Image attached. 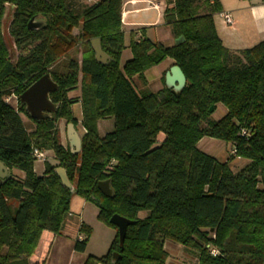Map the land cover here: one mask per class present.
Returning a JSON list of instances; mask_svg holds the SVG:
<instances>
[{
  "label": "trees",
  "instance_id": "trees-1",
  "mask_svg": "<svg viewBox=\"0 0 264 264\" xmlns=\"http://www.w3.org/2000/svg\"><path fill=\"white\" fill-rule=\"evenodd\" d=\"M169 2L165 23L184 38L170 46L147 36L146 27L139 38L131 30L126 44L124 0L81 7L72 0H0V161L24 172L0 178V264H31L43 233L61 232L74 194L95 203L99 219L115 229L114 214L133 221L123 245L117 231L107 254L89 255L83 264H167V240L193 251L198 264H264V40L235 53L216 28L219 0ZM7 5L15 53L2 32ZM33 17L43 20L37 28L28 26ZM95 38L106 62L96 59ZM78 43L85 47L82 60L67 59ZM127 47L131 57L122 62ZM168 58L187 77L183 90L168 88L164 72L163 86L143 93L134 78L148 85L145 72ZM47 73L58 85L50 94L57 108L35 119L20 95ZM11 96L16 106L7 101ZM75 102L85 129L77 153L62 143L59 127L61 120L79 124ZM219 104L227 111L214 119ZM109 116L114 129L101 137L99 121ZM205 136L231 143L229 159L249 163L235 172L199 148ZM35 148L53 151L57 161L46 158L42 175L35 171ZM59 167L74 191L62 183ZM104 180L111 197L99 188Z\"/></svg>",
  "mask_w": 264,
  "mask_h": 264
},
{
  "label": "rangeland",
  "instance_id": "rangeland-1",
  "mask_svg": "<svg viewBox=\"0 0 264 264\" xmlns=\"http://www.w3.org/2000/svg\"><path fill=\"white\" fill-rule=\"evenodd\" d=\"M97 0H72L75 3L76 7H81L85 4L93 3ZM220 3L222 0H219ZM233 0H226L228 5H233ZM125 2V0H124ZM153 14L156 15V12L149 11L146 13H141L138 18H146V16ZM214 18L216 21L217 26L219 28L221 26V18L219 16V12L214 13ZM13 19V7L7 5L5 16L2 22V32L4 35V39L8 48L11 53L18 52L15 48L14 39L10 33V25ZM37 20H42L41 17H38ZM167 25V24H166ZM150 31L153 30V34L148 33L147 36L152 37L154 40H159L163 42L165 45H173L175 42L171 36L172 30L170 28H165L163 26H157L154 31V27L149 28ZM74 34L79 33V29L76 28L73 30ZM126 32V44L129 43L130 39V31ZM255 33V32H254ZM251 33V34H254ZM249 34L247 31L242 33V35ZM140 34H136V37H140ZM221 38L222 35L220 34ZM253 36V35H252ZM224 42L227 46L231 47L232 51L237 53L241 49L237 50L233 49L234 47L224 39ZM253 45L255 43H252ZM252 45V46H253ZM243 46V45H241ZM85 47L83 44L78 43L76 47L70 51L67 56V59H76L81 61L82 54ZM243 50V48H242ZM20 52V51H19ZM131 57V50L130 48H126L123 52L122 62L126 61ZM148 78V85L142 87L137 78H134L136 85L141 89L143 93L154 92L160 89L163 86L162 76H157L153 73V70H149L147 72ZM70 95L74 98H78L80 96L79 89L74 90L70 93ZM7 101L16 106L17 105V97L11 96L7 98ZM73 113L75 117L80 121L82 120V106L77 102L73 103L72 106ZM226 108L224 105L219 104L217 109L213 112L212 118L219 119L226 113ZM23 121L26 123L27 128H31L33 126L32 122L28 120L25 115H22ZM114 116H109L103 118L99 121V134L101 137H104L107 133L111 132L114 129ZM59 127L61 131V141L64 143L65 146L68 145V142L65 139L67 133V123L65 120L59 121ZM77 130H80V136L82 138L83 134L85 133V129L81 124V121L77 125ZM164 139V134H160L158 136V141H162ZM198 146L201 150L214 156L220 162H229V166L236 172L241 169L243 166L249 163V160L242 157H234L233 159H229L230 155L233 151V145L229 142L212 138L209 136L203 137ZM45 155L49 161L53 163H57L53 151H45ZM35 171L42 175L45 170V159L37 158L35 161ZM21 171L18 168L12 169L13 175L20 174ZM74 186V185H73ZM263 186V183L260 184ZM13 205L11 209L13 212L16 210V202L12 201ZM141 216L145 215V212L140 213ZM99 207L78 194H74L72 197L70 211L68 212L67 216L63 222V228L59 234H54L49 232V234H45L42 236V241L40 246L37 247L35 253L30 258L31 264L38 263L41 264H83L84 261L87 259L89 255L101 257L110 249V246L116 236L117 229L113 228L112 226L106 224L102 220L99 219ZM86 225L90 227V233L88 234L85 230L82 229V226ZM79 241H85L86 246L83 250H78L76 248V244ZM166 250L169 252V258L167 264H198V258L195 256L193 251L188 250L181 244H178L172 240H167L165 244ZM171 247V248H170Z\"/></svg>",
  "mask_w": 264,
  "mask_h": 264
},
{
  "label": "crops",
  "instance_id": "crops-1",
  "mask_svg": "<svg viewBox=\"0 0 264 264\" xmlns=\"http://www.w3.org/2000/svg\"><path fill=\"white\" fill-rule=\"evenodd\" d=\"M232 3L233 5H228L226 3V0L221 1L222 10L219 12V16L222 21L220 28L219 25L217 26L216 24V28L219 36L221 34L222 37H224V39L230 42L231 45L234 47L233 49L237 48L236 51L239 49L242 50V48L245 49L252 47L253 45L252 43L257 44L258 42L264 40V2L262 0H233ZM168 6L169 7L172 6L169 0H125L122 11L123 29L125 31L135 30L136 34H140L139 28L146 27V33L148 34L151 32V34H153V30L150 31L149 29L151 27H154V31H156L155 28L157 26L170 28V26L166 25L164 18L165 9ZM153 10L154 12H156L155 16L151 14L146 16V18H142V19L138 18L141 13L143 12L146 13ZM222 12H230L232 14L233 17L232 25H229L224 21V18L221 15ZM245 31H247V33L249 34L242 35V33H245ZM171 36L175 42L177 37H175L173 33L171 34ZM150 38L153 39L152 37ZM221 39L225 44L224 39L223 38ZM155 41H159V40L157 39ZM227 47L232 51L231 47L229 46ZM173 65H174L173 60L168 58L163 62H161L160 64L148 69L145 72V75L149 70H153V73H155V75L162 76V74L164 72L169 71V69ZM77 103L81 105L80 102ZM65 139L70 145L67 133ZM51 163L56 164L53 163L52 161ZM19 176L23 177L24 172H20ZM49 232L50 231H45L43 233V236L45 234H49Z\"/></svg>",
  "mask_w": 264,
  "mask_h": 264
},
{
  "label": "water",
  "instance_id": "water-1",
  "mask_svg": "<svg viewBox=\"0 0 264 264\" xmlns=\"http://www.w3.org/2000/svg\"><path fill=\"white\" fill-rule=\"evenodd\" d=\"M29 28H37L39 25L34 24V18L29 22ZM184 41L182 36L177 37L175 43H181ZM93 48L96 52V59L102 62H106L109 58L107 53L103 50L100 38L92 40ZM166 86L176 93L183 90L187 83V77L182 70L181 66L174 64L165 75ZM58 87L57 83L52 79L49 73L43 75L35 82H33L21 95V103L25 104L28 113L35 119H42L45 114L55 113L57 105L51 100L50 94ZM213 107L211 108V111ZM67 136L70 142L71 150L77 153L81 150L82 139L73 123L67 124ZM62 183L69 187L71 191H74V186L69 180L66 170L64 168L56 169ZM11 175V170L2 161H0V178L5 179ZM100 190L107 196H113V189L110 186V180H104L99 182ZM111 222L117 226V231L120 238V245H123L127 228L133 223L132 220L114 214L111 217ZM118 253H113V262L118 258Z\"/></svg>",
  "mask_w": 264,
  "mask_h": 264
},
{
  "label": "built area",
  "instance_id": "built-area-1",
  "mask_svg": "<svg viewBox=\"0 0 264 264\" xmlns=\"http://www.w3.org/2000/svg\"><path fill=\"white\" fill-rule=\"evenodd\" d=\"M88 1H92V0H88ZM224 18V21L229 24L232 25L233 24V17L232 14L230 12H222L221 14ZM245 133V131H244ZM34 154L37 158H42V159H46V155L44 151L39 150L38 148L34 149ZM213 253H216V250H213Z\"/></svg>",
  "mask_w": 264,
  "mask_h": 264
},
{
  "label": "flooded vegetation",
  "instance_id": "flooded-vegetation-1",
  "mask_svg": "<svg viewBox=\"0 0 264 264\" xmlns=\"http://www.w3.org/2000/svg\"><path fill=\"white\" fill-rule=\"evenodd\" d=\"M34 18V24L36 25H41L43 23V20H37L38 18L33 17Z\"/></svg>",
  "mask_w": 264,
  "mask_h": 264
},
{
  "label": "bare ground",
  "instance_id": "bare-ground-1",
  "mask_svg": "<svg viewBox=\"0 0 264 264\" xmlns=\"http://www.w3.org/2000/svg\"><path fill=\"white\" fill-rule=\"evenodd\" d=\"M171 248V247H170Z\"/></svg>",
  "mask_w": 264,
  "mask_h": 264
}]
</instances>
